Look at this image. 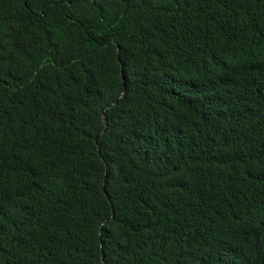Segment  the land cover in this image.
Listing matches in <instances>:
<instances>
[{"label": "trees", "instance_id": "1", "mask_svg": "<svg viewBox=\"0 0 264 264\" xmlns=\"http://www.w3.org/2000/svg\"><path fill=\"white\" fill-rule=\"evenodd\" d=\"M0 264H264V0H0Z\"/></svg>", "mask_w": 264, "mask_h": 264}]
</instances>
